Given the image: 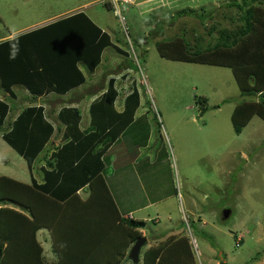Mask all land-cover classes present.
Instances as JSON below:
<instances>
[{
    "label": "rangeland",
    "instance_id": "374dc122",
    "mask_svg": "<svg viewBox=\"0 0 264 264\" xmlns=\"http://www.w3.org/2000/svg\"><path fill=\"white\" fill-rule=\"evenodd\" d=\"M230 1L139 0L140 5L121 4L124 25L102 0H0V36L12 33L16 37L78 9L106 17L113 33L133 44L122 46L128 57L115 51L108 54L116 55L117 62L108 60L102 67L104 75L109 80L113 74L116 84L123 83L122 88L129 85L130 89L137 81L140 108L150 116L147 119L153 131L149 146L139 148L142 154L136 149L129 156L125 172H131L135 180L123 203L119 202L125 215L128 209L141 208L132 217L148 220L141 229V236L148 239L143 250L162 239L186 234L191 243H198L194 249L198 264H222L223 260L228 264H264V117H247L240 132L232 120L239 102H259V97L243 98L230 66L166 58L154 43L186 35L192 49L198 47L201 37L199 46L205 48L207 41L218 38V28L237 29L242 23L239 10L227 6ZM258 4L263 6L264 0ZM191 9L197 14L212 11L215 16L203 19L188 14ZM212 25L216 26L213 36L208 32ZM135 38L147 43L137 46ZM127 62L134 68L126 67ZM18 90L23 99L28 97V91ZM13 117L8 116L9 123ZM8 122L0 128V175L21 179L25 176L18 171V164H28L2 138ZM137 158L141 160L134 165ZM107 173L111 178L112 167ZM225 209L231 210L228 218L223 216Z\"/></svg>",
    "mask_w": 264,
    "mask_h": 264
},
{
    "label": "trees",
    "instance_id": "16d2710c",
    "mask_svg": "<svg viewBox=\"0 0 264 264\" xmlns=\"http://www.w3.org/2000/svg\"><path fill=\"white\" fill-rule=\"evenodd\" d=\"M256 1L260 2H228L227 6L236 7L241 13L239 20L242 23L237 29L218 28V38L207 41L205 48L199 46L203 44L202 37L198 39V47L193 49L186 35L155 40L163 57L230 66L243 98L259 97V102L242 100L236 105L232 120L237 132L241 131L247 117L256 114L264 117V5ZM104 5L113 10L109 1H104ZM188 14L203 19L215 16L212 11L197 14L194 9ZM213 30H216L215 25L208 31L212 36ZM44 32H47L44 36H48V41H43L52 44L55 50L58 47V51L49 55L54 63L43 57L45 63H49L41 69L36 61L30 63L29 57H26L28 63L24 62L27 55L22 51H27L30 44L38 45L30 38ZM64 32L78 38L68 44ZM127 41L124 43L130 48L133 42ZM58 42L60 46H57ZM134 43L143 47L147 42L135 38ZM135 44L132 47L136 48ZM108 46H113L124 56L130 55L114 44L110 33L96 25L85 11L61 17L37 30L0 43L1 83L12 94L15 82L26 85L34 96L41 95L47 86L58 93H66L87 80L85 72L78 66L79 61L87 72L93 73ZM63 47L68 48L66 55L61 54ZM22 64L23 67H20ZM129 66L134 68L133 63H129ZM119 94L116 78L111 77L104 93L91 105L92 113L100 111L106 116H116L114 121L118 127L113 130L107 131V126L93 125L82 131L80 110L69 107L60 112L59 118L66 126V139L47 161L48 168L44 170L42 183L36 180L27 183L9 175H0V264H120L128 260V250L142 235L141 229L148 225V220L122 216L105 178L107 166L104 155L109 145L132 121L140 104V93L134 89L125 101L126 111L118 112L115 102ZM198 101L204 102L203 99ZM29 103L16 119L8 123L9 129L4 131L3 137L27 160L31 168L51 141L56 126L47 117L43 105L33 104L32 100ZM10 109L8 100L0 99V128L6 123ZM127 111L130 115L125 116ZM58 129L60 131L61 128ZM82 188L89 190L85 198L79 193ZM42 228H47L51 233L56 255L53 261H47L43 256L44 249L37 238ZM194 249L186 234L174 239H162L142 250L140 263L198 264ZM221 263L228 264L224 260Z\"/></svg>",
    "mask_w": 264,
    "mask_h": 264
},
{
    "label": "crops",
    "instance_id": "0c3cea01",
    "mask_svg": "<svg viewBox=\"0 0 264 264\" xmlns=\"http://www.w3.org/2000/svg\"><path fill=\"white\" fill-rule=\"evenodd\" d=\"M137 4L140 5L139 0L137 1ZM154 7H156V5ZM79 11H80V9L70 11L61 17L67 16L70 14H74V13L79 12ZM87 15L91 18V20L94 23H96V25L101 27L103 29V31H107L108 33H110L113 43L118 45L121 49L124 50V48L122 46H124V45L127 46V44L124 43L122 39H119L115 33H113L112 27L110 26V23H109V20L106 17L100 18L98 15H94L96 17L95 18L92 15H89V14H87ZM58 18H53V19L47 21L46 23H41L35 27H32L33 29L30 28L24 32H20V33L16 34V36H18L22 33L28 32V31L37 30L38 28L44 27L47 24L58 20ZM85 23L87 24V22H85ZM38 33L39 32H36V34H38ZM46 33L47 32H44L43 34H41L39 36H33L32 38H30L31 40L37 41L38 45H35V43L30 44L31 47H29V49L27 51L26 50L22 51V52L26 53V55H27L24 58V60H25L24 62L28 63V59L26 57H29V60H31L30 63H32V61H36V63H39V64H37V67H40L41 69L48 66L47 64L49 63V62L45 63L43 57L46 58L48 61H51V63L53 62V60L50 59V56L53 52H55V54H56V51H58V47L55 50V48L52 46V44H47L43 41V40L48 41V36L47 37L44 36ZM63 35H64V38L66 40V43H68V44L71 43V41L74 38H78V37H75V35H73L72 33H68V32H64ZM35 37H37V38L35 39ZM11 38H14V37H12V33H10L9 35H2V36H0V43L4 42L6 40H10ZM60 45L61 44L58 42L57 46H60ZM63 48L61 50V54L64 53V55H66L68 48H66V47H63ZM16 50H17V47H16ZM18 50L21 51V49H18ZM112 51L119 53V52H117V50L114 49L113 46H108L104 49V52L102 55V61L96 67V70L93 73L87 72L84 64L81 61H79L78 66L85 72V74L87 76V80L83 84H81L77 87H74L71 90H69L63 94L54 91L52 88L48 89V86H47L46 90H44L41 95H38V96L35 95L36 96L35 97L34 94L33 95L31 94V91L28 89V87H26V85H24L23 83H16V82L12 85V90H13V94H12L5 87H3L2 83H1V77H0V99L8 100V102L10 103L11 109L9 111L8 116L15 115V117H13L12 121L14 119H16V117L23 111L24 106L26 107V105L27 106H28V104L30 105L28 100L31 99L33 104L43 105L45 107L47 117L56 126V132L54 133L51 141L48 143V145L45 147V149L40 153V155L35 159L33 166L30 168L29 165L26 167V166L21 164V167H20V165L18 164V166H19L18 171H20L22 173V176H25V177L21 178V179L14 177V176H11V177H14L18 180H21V181L27 182V183H31L33 180H36L39 183L40 182L42 183L44 181V174H45L44 170H45V168H48L47 167V161L51 158L52 153L59 146H61L63 144V140L65 139L64 133H65L66 126L63 125V123L61 122L62 120L59 118V114L64 108L74 107V108L80 110L81 117H82L81 122H80V128L82 131H84L85 129H89L93 125L96 127L107 126V128H106L107 131H109L110 129L113 130V129L118 127V124L116 123V121H114L116 116H111V115L106 116V115L101 114L100 111L97 113H92V110H91L92 103L95 100H98L106 89L108 78L105 77L104 71L102 70V67L105 65V63L108 60L116 58V55L115 56L114 55L113 56L108 55ZM44 55H48V57H46ZM119 55L121 56L123 54L119 53ZM118 58H120V57H118ZM24 62H23V64H24ZM109 62H112V64H116L117 59L111 60ZM127 63H129V62H127ZM1 64H2V59L0 58V65ZM23 64L20 67H23ZM126 67L131 68L129 65H126ZM33 68H35V67H33ZM111 77L115 78V76L113 74L110 75L109 79ZM116 80H117V78H116ZM122 85H123V83H121V82L116 84L117 88L120 90V94L118 95V98L115 102V107H116L117 111L118 112L126 111L125 101L128 97V94H130L131 91H133L134 89H137L140 93V104L134 113L132 121L123 129V131H121V133L119 134L117 139L109 145V147H108V149L104 155V160H105V163L107 166L106 172H105V178H106L108 187L111 191V194H112V196L116 202V205H117L120 213L122 214V216L126 217L128 215H132V213L135 211H140V209H141V208L128 209V215H125V213H123L121 204L119 203V202L123 203L124 195L129 193L128 187L133 185V183H134L133 181L135 180V178L131 175V172H125V169L127 168V165L129 163V161H128L129 156L132 157L131 154L136 149H138L139 153L142 154V149H139V148H144L146 146L147 147L149 146V143H150L149 141L152 139L151 133L153 131H152L150 121H149V119H147L148 114L146 112L141 111L142 108H140V107H142V96H141L140 90L138 89L137 81L134 82V84L132 86H130V89H129V85L128 86L126 85V87H123V88H122ZM17 86H21V87L17 88ZM22 88L24 89V91L26 90V91H28L27 93H29V95L26 93V95H28V97L26 99H23L24 97H22V95L20 96L18 89H22ZM91 95H92V97H90ZM132 103L133 102H131V104ZM13 111H14V113H13ZM82 112H85V114H83ZM125 113H126L125 116L130 115L128 111ZM148 117H150V116H148ZM7 122H8V120H6V123ZM58 128H62V131H61V129L59 131ZM8 129H9V127L5 128L3 131H1L3 139H4L3 133H4V131H6ZM58 138L60 140L62 139V141L55 143V139H58ZM140 160L141 159L137 158L136 161L134 162V165H138ZM27 164H28V162H27ZM38 164H39V169L37 168ZM143 164L146 165L147 162H144ZM110 167H112V173L110 174L111 178H109V175L107 173ZM36 170H38V171H36ZM28 178H29V180H27ZM138 180L140 181L139 178H138ZM137 186H138V184H136V187ZM82 191L85 192L86 195H83ZM79 193H80L81 197L85 198L88 195L89 190L86 188L85 189L82 188L79 190ZM116 197H117V199H116ZM9 205H11V204H9ZM11 206L13 207L15 205L12 204ZM123 207H124V205H123ZM15 208L20 209L19 207H15ZM133 218L134 219H142V218H135V217H133ZM37 238L43 246L44 258L47 261H53L56 258V255L53 252L52 236H51L50 231L47 228L40 229L37 233Z\"/></svg>",
    "mask_w": 264,
    "mask_h": 264
},
{
    "label": "water",
    "instance_id": "95a60500",
    "mask_svg": "<svg viewBox=\"0 0 264 264\" xmlns=\"http://www.w3.org/2000/svg\"><path fill=\"white\" fill-rule=\"evenodd\" d=\"M231 213L230 209H225L224 210V218H228ZM147 237L146 236H141L139 237L131 246L127 258L132 262V264H140V257L142 254V250L144 247L147 246Z\"/></svg>",
    "mask_w": 264,
    "mask_h": 264
},
{
    "label": "built area",
    "instance_id": "2783aa9c",
    "mask_svg": "<svg viewBox=\"0 0 264 264\" xmlns=\"http://www.w3.org/2000/svg\"><path fill=\"white\" fill-rule=\"evenodd\" d=\"M102 1H109L113 6L114 12L120 17V19L123 21V23H125V20L123 19V16H122L120 5L121 4H128V5L129 4H136L138 0H102ZM190 234L192 237V233H190ZM192 244H193L195 249L198 247V243L196 241L193 242V240H192Z\"/></svg>",
    "mask_w": 264,
    "mask_h": 264
},
{
    "label": "clouds",
    "instance_id": "9594fccd",
    "mask_svg": "<svg viewBox=\"0 0 264 264\" xmlns=\"http://www.w3.org/2000/svg\"><path fill=\"white\" fill-rule=\"evenodd\" d=\"M123 24L125 25V23H123ZM130 218H133L132 215H130ZM140 237H141V236H140ZM132 245H133V243H132ZM132 245H131V246H132ZM130 248H131V247H130ZM129 250H130V249H129ZM129 250H128V252H129ZM198 251H199V250H198ZM127 255H128V254H127Z\"/></svg>",
    "mask_w": 264,
    "mask_h": 264
}]
</instances>
